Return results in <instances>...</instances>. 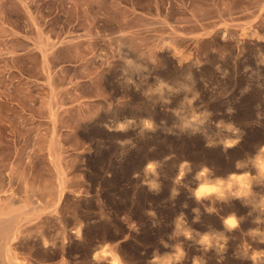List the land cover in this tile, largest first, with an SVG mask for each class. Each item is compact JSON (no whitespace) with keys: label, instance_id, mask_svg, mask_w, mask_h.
Masks as SVG:
<instances>
[{"label":"rangeland","instance_id":"1","mask_svg":"<svg viewBox=\"0 0 264 264\" xmlns=\"http://www.w3.org/2000/svg\"><path fill=\"white\" fill-rule=\"evenodd\" d=\"M263 159L264 0H0V264H264Z\"/></svg>","mask_w":264,"mask_h":264},{"label":"bare ground","instance_id":"2","mask_svg":"<svg viewBox=\"0 0 264 264\" xmlns=\"http://www.w3.org/2000/svg\"><path fill=\"white\" fill-rule=\"evenodd\" d=\"M255 33V32H254ZM252 35V34H251ZM254 35V34H253ZM257 163H259V162H257ZM256 166V165H255ZM258 168L261 170V171H263V173H264V159H263V161L261 162V163H259L258 164ZM206 174V173H205ZM203 175V174H202ZM205 176V175H204ZM264 176V175H263ZM203 178H205V177H203ZM231 179V178H230ZM229 179V180H230ZM237 180V183H238V185H239V188H238V190H237V192H236V194L237 195H240V194H246L248 191H250V190H248V188L246 189V188H244V186L246 185V183H244L243 181H241V179H236ZM233 181V179H231L228 183H227V185H224V186H229L230 187V185H231V182ZM214 193H217L218 195L220 194H223L224 193V191H223V186H214V187H210L209 185H200L199 187H198V189L196 190V193H195V195H196V197L197 198H201V197H205V196H208V195H211V194H214ZM227 193V192H226ZM231 193H233L232 191L230 192V194ZM250 194V193H249ZM241 196V195H240ZM247 198V197H246ZM227 224L230 226V227H232L233 225H234V222L233 221H227Z\"/></svg>","mask_w":264,"mask_h":264}]
</instances>
